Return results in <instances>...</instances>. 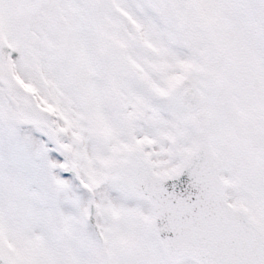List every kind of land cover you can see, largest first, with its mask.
<instances>
[{
	"label": "snow or ice",
	"instance_id": "6c2138e0",
	"mask_svg": "<svg viewBox=\"0 0 264 264\" xmlns=\"http://www.w3.org/2000/svg\"><path fill=\"white\" fill-rule=\"evenodd\" d=\"M0 264H264V0H0Z\"/></svg>",
	"mask_w": 264,
	"mask_h": 264
}]
</instances>
